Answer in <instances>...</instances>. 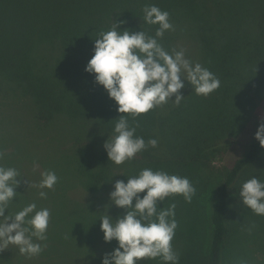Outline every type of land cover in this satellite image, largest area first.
Instances as JSON below:
<instances>
[{
  "label": "trees",
  "instance_id": "1",
  "mask_svg": "<svg viewBox=\"0 0 264 264\" xmlns=\"http://www.w3.org/2000/svg\"><path fill=\"white\" fill-rule=\"evenodd\" d=\"M145 5H156L170 14L173 29L157 38L165 50L183 49L187 59L219 78L220 87L205 97L196 95L185 82L179 106L169 100L135 118L125 114L136 126V136L158 143L116 165L108 161L103 145L121 113L85 66L93 55L95 39L110 30L114 18L126 21L122 29L155 35L158 25L143 22ZM187 40L190 52L183 47ZM3 92L29 103L32 112L26 116L32 119L36 134L58 132V148L69 142L70 162L79 180L59 195L56 206L62 209L58 221L75 225L78 235L88 239L89 253L80 260L84 263L75 264H101L103 255L117 246L115 240L102 243L99 217L105 211L113 218L122 216L109 193L116 180L126 182L125 175H137L144 168L187 177L196 189L190 202L173 195L158 206H176L175 234L185 244L175 251L179 264H258L257 254H264V215L244 206L238 195L247 179L264 180V147L254 138L256 131L230 166L213 177L206 172L200 153L211 142L236 137L257 106L264 113V0H0ZM262 121L257 120V126ZM39 142H45V151ZM12 143L14 151L7 152ZM31 143L19 147V142H0V163H18L23 176L13 202L17 211L37 200L33 165L51 158L49 140L38 138ZM31 152L37 154L27 156ZM47 197L51 205L49 192ZM106 205L110 206L106 209ZM26 256H15L13 264L24 262ZM55 257L48 255L32 264H49ZM139 264L164 262L157 258Z\"/></svg>",
  "mask_w": 264,
  "mask_h": 264
},
{
  "label": "clouds",
  "instance_id": "2",
  "mask_svg": "<svg viewBox=\"0 0 264 264\" xmlns=\"http://www.w3.org/2000/svg\"><path fill=\"white\" fill-rule=\"evenodd\" d=\"M143 13L144 23L158 25L154 36L144 30L122 29L120 26L126 21L114 18L110 30L101 32L95 39L93 55L85 66V71L94 76V83L103 86L121 113L115 119L111 137L103 145L108 161L116 165L133 159L149 146L155 148L158 143L156 139L146 143L143 137L136 136V126L130 124L125 114L135 118L169 100L179 106L185 97L180 91L185 82L198 96L207 97L220 87L219 78L200 63L187 59L183 49H173L170 53L158 42V37L173 29L168 11L145 5ZM254 138L264 147V121L258 125ZM125 176L127 181L116 180L109 193L111 204L124 209V214L113 218L105 211L99 217L104 241L117 242L111 252L103 255L101 264H139L141 260L157 258L164 264H179V255L171 243L178 227L176 206H158L173 195H182L190 202L195 187L187 177L150 168ZM18 178L23 176L16 168L0 166V251L15 245L20 254L31 257L43 251L38 241L47 239L51 213L47 208L37 209L34 202L14 214L8 213L21 183ZM57 181L55 172L45 171L37 187L51 190ZM27 184L29 187L28 180ZM238 195L244 206L256 215H264V180L257 176L247 179ZM39 196L46 198L47 193L40 191Z\"/></svg>",
  "mask_w": 264,
  "mask_h": 264
},
{
  "label": "rangeland",
  "instance_id": "3",
  "mask_svg": "<svg viewBox=\"0 0 264 264\" xmlns=\"http://www.w3.org/2000/svg\"><path fill=\"white\" fill-rule=\"evenodd\" d=\"M189 46H191V42L187 40V42L184 43L183 47L187 49L188 52H190V49H192ZM27 111L32 112L29 103L23 101V99L20 97L19 99H17V94L15 95L7 92L0 93V142H19L20 147L27 142H30L29 145L32 146L31 142H34V139L38 138L40 140H42L43 138L46 139V141L49 140L51 144V150L48 151V154L51 155V158H45L43 160L46 161H41V163L34 164L31 175L34 181L33 183L36 185V187L41 180V173L45 171L55 172L58 177V181L55 184L54 188L51 190L40 189L39 187H37L35 189L36 191H34L35 198L37 196V200L34 202L37 204V209L47 208L51 213L46 233L47 239L45 241H38L43 247V251L39 255L31 257L26 256V260H24V262L21 261L20 264H32L33 262H35V260H37L38 263L42 261V259L48 257V255L51 256L53 254L56 257L52 259L51 263L49 264H75L80 262L83 256L89 253L90 248L89 244H87L88 239H85V237L78 235V228L75 227V225H68L64 222L58 221L62 209L56 206L59 195H62L64 192H66L69 185H73L75 181L79 180L78 171L74 166V162H70L71 155L69 142H62V147L58 148L57 143L61 142V135H59L58 132L53 133L51 136H47L46 134H43L42 136V132L39 131L37 135L36 132L32 129V119L26 116ZM202 117V115L199 116V119L202 120ZM184 118L190 119V117ZM261 119L264 120V113L262 112L260 107L257 106L249 123L243 127V129L236 137L226 139L227 141L220 139L217 142H211L212 144L210 148L203 153H200L203 159L206 160V172H208L213 177L214 175L219 174L224 168L230 166L234 155L244 149V145H246L252 138L253 132L257 131V123L259 122H257V120ZM1 126H3L4 128H2ZM46 136L50 138L47 140ZM39 143H41V148L45 151V147L42 146V144H44L45 142ZM14 147L16 146L12 143L9 148L6 149V151L13 152ZM32 154L37 153L31 152L27 156H31ZM52 158L55 159L52 161L47 160ZM0 166L14 167L21 174L18 163H14L9 166V162L6 161L5 163H0ZM19 189H21L20 184L16 188V191L19 192ZM40 191H45L46 193L49 192L51 205L48 203V197L41 198L39 196ZM108 193L109 191L105 194ZM205 197H202L201 199L205 201ZM63 199L65 203H68L66 196H64ZM207 201L209 200L207 199ZM53 203L54 206H52ZM66 209L67 211H69V207H66ZM15 212H17V207L12 202L8 206V213L14 214ZM121 213L122 215L124 214V209H121ZM5 214H7V210H5ZM102 243L105 244L104 240ZM171 243L174 251L182 249V247L184 248L185 246L178 232L175 234ZM5 250L8 253H12L10 255L11 259L9 258L8 253H2L0 251V264H13L15 256L17 257L18 255H22L19 253L18 248L15 245H9V248ZM188 256L189 255L187 254V257ZM257 259L258 264H264V254L258 253ZM42 264L47 263L43 262Z\"/></svg>",
  "mask_w": 264,
  "mask_h": 264
}]
</instances>
